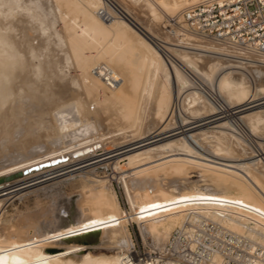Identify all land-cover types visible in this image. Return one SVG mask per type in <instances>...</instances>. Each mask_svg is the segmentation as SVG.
<instances>
[{
	"label": "bare ground",
	"instance_id": "obj_1",
	"mask_svg": "<svg viewBox=\"0 0 264 264\" xmlns=\"http://www.w3.org/2000/svg\"><path fill=\"white\" fill-rule=\"evenodd\" d=\"M196 1L199 0H0V121H4L7 123L8 121L11 122L10 120H8V116L10 118L15 117L17 115V110L19 113L20 109L18 105L24 100V98L28 99L32 97L33 99V97H35L36 100H38L39 104L44 103L45 98H47L48 96L46 97L42 93V87L44 88L45 86L46 89L48 79L50 78V76H52V74H54L55 76L60 75L58 73H62L63 71L65 72V69L67 68L68 70L69 66H72L74 68H82L81 71L83 74L86 75V77L85 75L83 76L88 79L90 85L94 86L96 89L98 88L100 94L103 95L104 98H109L110 102L112 101L114 103L119 104L121 100L123 101L125 99L124 97H127L125 96L128 94L126 93L128 91L126 87L129 86L125 87V84L129 80V73H131V71L135 69L136 72H139V74H145V78L139 89L140 92L138 98L144 93L148 94V90L149 88H151L152 90H157V92H159V94L163 96V99L162 103L160 102L161 107L157 108L155 112H152V115L149 113L148 115L147 113L142 111L144 114H147V117L145 118L147 123V126L145 127L147 128V130L145 133L147 134H145V136L142 135L141 137L130 141L128 140V138L127 142L118 146L133 147L131 145L139 144L133 148L115 154L118 156L124 155L122 158L120 157L121 159L119 160L118 164H121L122 167H124V165L126 167L128 164H133V166L134 164L135 166L137 165L135 168H137V170L139 168V172H147L145 173L146 179L145 177L144 179L150 185L162 182L163 180L165 181L164 177L166 178V176L172 178V183H178V186H175L177 190L176 188H174L176 191L175 193L173 191L174 189L172 190L173 193L168 192V194H166L165 191V193L161 191L162 193H164L162 194V199H164L163 201L159 200L161 199L159 198L157 199V202L155 201L156 197H153L155 203L157 202L159 204L158 206L160 208V211L158 212L161 213L160 217H162L159 218L161 219V224L164 225L163 229L165 237L167 238V236L171 233V229H175V239H173V241H170L172 249H169V251L167 252V256L161 255L159 256V259L154 258L155 260H152L149 263L145 260H139L136 262L128 253L117 254L112 256H94L89 252H85L82 254L77 253L76 256L73 255L74 257H65L64 255H61L59 253L58 247H55V244H52L53 246L49 245L51 243V240L49 241V244H45L46 242H43L41 238H38L37 240L32 239V241L30 240V237H28L29 240H21L23 237H17L19 235L18 230V235L16 234V231L15 234L17 235V239L20 238V240L18 239L19 241H14V239L12 241L0 240V264H224V259L226 258V256L229 258L237 259V264H264V253H258L257 255H253L251 251L252 248L256 246L260 247L261 249H264V162L262 161L263 157L258 158V154H254L255 152H251L252 150L250 152L248 151L250 155H248L249 153L244 152L243 149L248 148L245 147L241 149L242 146H246L244 145V139L239 135V133L236 134V131L233 132L234 129L240 128L245 129L246 132L250 133L253 131L252 133L255 134V128L253 127V124L256 121H260L261 125L264 128V109L259 108V105H262V103L264 102H254L253 104L252 102L254 100L250 99L248 103L251 104L247 105L249 106V108H242L233 113L231 112V115L234 113H242L241 115L238 114L239 116H237L235 119L231 118L229 114L226 115V113L230 112L229 109L231 107V104H233L234 102H238V104H240L241 106V104L245 101L244 99H247L248 97H245L247 94L248 86H245L241 82L229 80V78L233 75H244V73H249L248 69L264 70V57H261V62L263 63L260 64H256L257 62L252 63L253 61L251 62L248 60L243 61L241 58H239V52L237 51L238 49L228 47L225 44L218 43L210 38L201 36L188 29L185 24L182 23L180 13L182 9L185 8V6ZM133 8L139 10L146 9L148 11L147 23H143L141 19L138 18V16L132 14ZM100 9H103L108 14L106 18H103V16L99 12ZM54 10L60 13L56 14ZM162 19L171 20V23H169L171 26L168 25L169 27H171V31H173V33H179V38L174 43H170L169 46L167 45L168 42L166 43V41L159 40L156 37V32L154 33L151 27V24L161 21ZM154 39L161 41L162 44H160V42L157 43V40L154 42ZM200 40H204L205 42L203 41L202 44ZM154 43H156L157 45H154ZM176 47H179L181 49ZM161 51L168 58V62H166V60L164 59ZM168 52H171V55ZM224 56H227L228 61L235 63V65L231 63L228 64L226 62L227 58H225ZM76 73H78L77 70ZM262 73L264 74V72ZM259 75L260 74L258 72V76ZM53 76L51 77L53 78L51 79V81L57 78ZM46 77H48V79ZM74 77L75 76H73L72 78ZM249 77L247 76V78L250 80L251 78ZM130 80H132L133 82V79ZM70 81H72V79ZM200 82H204L205 84L211 86V96L216 97V99L219 97H222L224 99V103L221 109L218 110L216 108L217 106L215 107L209 94L208 96L201 91L202 88L200 89L201 86H199ZM61 83L62 82H60V84ZM137 83L139 84L138 81ZM250 83L249 86L251 87ZM251 84L253 87L254 83ZM49 85L53 87L52 85L54 84L49 83ZM67 86L65 87V89L62 87V90L64 89L68 92V89L70 88H68ZM72 86L76 87L75 89H77V83L76 86ZM72 86L70 84V87ZM80 89L81 88H79V90ZM62 90L61 93L64 92V90L63 92ZM79 90L77 89L76 92L78 95ZM226 90L229 91L227 95L224 94V91ZM53 91L54 90H52L51 92ZM81 91L80 94L82 93ZM253 91L263 92L264 82H257ZM49 93L46 92L45 94L48 95ZM69 94L71 95L73 93ZM77 94L74 95L77 96ZM52 95L56 97L57 94ZM61 95L63 96V94ZM82 97V95H79V100H81ZM48 98L51 99L50 97ZM129 98L131 97L129 96ZM145 98L146 102L149 96ZM84 99L87 100V98ZM57 100L60 101L59 98ZM138 100H140V98L137 99V102ZM65 101L64 103H59L60 106L61 104H64L65 106L62 105L63 107H59V105H57L58 103L55 104L54 108L55 106L56 108L58 106L59 109L57 110L55 108L56 111H54V109V112H52V118L58 124H55L54 126H56V128H61H58L60 134L58 135L56 133L58 136L50 139V143L54 144V146L50 144L54 147V150H52V148L50 150L52 151L51 153H45L47 154V156L52 157L47 158L43 161H37L33 163L32 161H35V159L32 160V157H34L32 155L31 157L26 158L23 161L21 160V162H17L16 164H14V162L12 161L13 165L9 163V167H0L3 168V170L0 169V195L6 194L10 191L16 192L36 183L40 184L42 181H46V179L58 175L60 176L64 174L74 173L72 176L79 175L80 177L82 174L85 176L86 173L90 172H79L83 166H92L96 163L101 162L102 160L115 156L114 154L108 155L103 159L101 158V160L91 161L96 156L111 150L109 148L110 150L106 149V151L101 152L105 145H107L105 142L109 140H106V138L109 137V135L106 136V133H108L109 131L102 132L100 130L102 126L99 127V124L95 121L96 118H94V115H97V112L92 113L94 114L93 118L90 117L89 119H85L83 121V118L78 119L79 117L75 112L77 111L79 106L77 107V109L74 107L70 108L72 107V105H67L69 101ZM92 101L93 99L90 98L89 103ZM48 102L51 101L49 100ZM76 102L78 103V101ZM83 102L84 101H82V103ZM29 103L33 105L35 104V107L39 105H37L36 102L34 103L33 101ZM20 104L21 105L19 106L24 109L23 106L26 103ZM46 104L48 103L46 102ZM46 104H44V106ZM246 104L247 103H245V105ZM77 105H80V103ZM134 105L132 107L129 106V110L123 113L124 116H122V121L124 124H126L125 126L127 128L122 126L123 128L121 127L120 130H127L128 124L131 125L132 123H134L133 121L136 118L137 108L138 106H140L136 104ZM256 106L259 107L257 108ZM83 107L85 108L84 105ZM83 107H80L81 110L79 109V112H82V110H84ZM111 107L112 106H110V109ZM47 108H49L48 110L51 111L49 106H47ZM67 108L71 110H68ZM146 108H149V105L145 107V110ZM87 109L88 108L86 107V112H88ZM94 109L95 108H93L91 112L94 111ZM39 110L38 112H40L41 114V111ZM21 111L26 112L28 110H20V113L22 114ZM44 111L46 110L44 109ZM146 112L150 111L146 110ZM34 113H32L33 116ZM42 113L44 115L46 114V112L44 113L43 110ZM223 113H225V115ZM24 114L26 115V113ZM85 114L84 118H87L88 116ZM193 114L197 115L198 118L211 117L216 114H223L224 116L219 115L220 117L207 122L214 123V125L212 126H204L205 124L199 123L198 125H191V127H189L188 125L199 122V120L196 119V121H190L188 119L190 118L188 115L193 116ZM44 115H42V117ZM81 115L82 114L80 113V116ZM21 116L23 117L24 115ZM39 117L42 118L41 116ZM138 117H140V115ZM152 117H155L157 119L156 121L161 123V125H158L156 127ZM37 118L38 115L36 116V119ZM48 118H46L45 120H47ZM172 118L174 120V127L167 129L168 122L170 121L169 119ZM230 118L233 119V121ZM22 119H20V121L18 119L17 120L18 122H21ZM27 119L24 124L26 126L27 121H29L27 124L30 126L29 123L33 119ZM47 121L49 122L50 120ZM52 121L51 123L53 124L54 122ZM66 122H70L71 124H73L74 122V125L72 126H75V129H68L69 131L67 129V131L64 130L66 127L65 125L68 124ZM7 123L4 125H8ZM15 123L17 124V122ZM33 123L31 122V125ZM10 124L7 129L10 128ZM21 124L22 123H19L16 128L13 127L15 130L13 128H10L11 132L13 130L15 133H18L20 131V128L24 127H19V125ZM35 124L36 123H34V125ZM0 125H3V123H0ZM3 126H0L2 127V131ZM186 126H188L189 128ZM67 127L69 126L67 125ZM54 128L55 127L51 126V129ZM4 129L6 130V126H4ZM23 129L28 131V128ZM44 129L46 128L40 129V131H42V135ZM196 129L199 130L194 131ZM6 131L5 132L8 134L9 137L10 134L8 133V130ZM33 131L36 132V129L33 128L32 132ZM45 131H48L49 133L51 132L48 129H46ZM24 133H26V131ZM31 133L29 132V135H31ZM41 133L39 135H41ZM3 135L6 136L5 133H2V136ZM204 135L208 139H210L206 140L208 144H215L213 145L212 149L207 148V145L203 146L202 143L205 142L207 144V142L203 140ZM256 135L258 134L256 133ZM4 136L2 138H6ZM216 136L217 138L220 137L221 140L226 139V141L224 140L223 142H219L218 139L214 140ZM42 137H44V135ZM17 138L18 137H16V139ZM47 138L48 137H46V139ZM10 139H7L8 141L6 139L3 140L10 143ZM19 139H21V137ZM26 139L29 140L30 138L27 137ZM24 141L25 139L23 140V142ZM34 142L36 143V141ZM31 144L33 143L31 142ZM44 144H46V142ZM19 145L24 146L23 143ZM98 145H100L101 147L98 148ZM231 145H238L239 147L241 146L239 149L243 150V153L247 154L248 156L245 155L243 157L242 155V157H238L239 154L235 156L236 158L233 157L234 155L232 156L233 158H229L227 156H219L221 155V152L219 153V151L221 150L220 147L223 146L225 150H228ZM14 146L18 145L14 144ZM28 146H30L29 143ZM11 147H13V144ZM3 148L6 147L4 146ZM25 148V150L23 149L24 151L19 150L20 148L18 150L19 152H25L27 150V146ZM36 148V146H33L31 150L36 151ZM15 149L12 148V150ZM48 149H50V147ZM114 149H116V147ZM46 150L44 149V151ZM63 150H66V152H63ZM97 150H99L100 152L95 153ZM24 155H26V153ZM64 156H66V158ZM90 158L91 160H88ZM84 160H87V163H85ZM30 162H32L33 164L28 165ZM53 162H59V165L57 164V166L53 164ZM79 163L83 165H79ZM123 163L124 165H122ZM72 165L78 166L73 167ZM42 166H47L50 169L45 171L43 169L47 167L39 169ZM121 166H117L120 168L119 170H121ZM188 166H198L202 168V170L204 171L203 175H205L202 180L203 182L206 181L208 186L210 187L208 188L209 193L212 194L210 197L204 195L195 196L190 200V188L193 186V184H191L187 180L186 172ZM128 169L130 168L128 167ZM17 170H20L21 173L16 174ZM62 170L65 171L58 173ZM77 171L79 173H76ZM4 172V175L10 174L11 176L8 179H3ZM135 174L136 173H134V175ZM140 176L141 175H139V177ZM84 180L85 178L81 180L82 187H90L89 185L103 182L102 179H93L92 181L87 180L90 182L87 185V183H85L86 181ZM168 180L166 179V182ZM169 181H171V179ZM166 182H163V187H166ZM137 183L140 182L137 181ZM164 183H166V185ZM144 184L145 183H143V186ZM159 184L160 183H158L157 185ZM16 185L18 186L15 187ZM170 185L173 184L170 183ZM174 185L177 184L174 183ZM12 187L14 188L10 189ZM100 188V190H102L103 187ZM168 190L169 189H166V191ZM103 191L105 192L104 189ZM102 195H104V193ZM163 195L165 198H163ZM159 201H162V203H159ZM151 202L152 201L149 202L150 207H147L149 211H152L154 208L151 205L157 206L154 203L150 204ZM1 203L2 199H0V204ZM94 203L96 204V201ZM221 204L228 208L230 211L238 213L239 216L236 215V218L234 216H231L230 220L232 221L225 222V220H223V213L217 211L219 210V208H221ZM102 205L103 201L100 200L99 203H97V206L91 209V212L94 214L95 219L100 217V221L98 222L102 229L100 228L99 231L103 230L104 233L106 232L108 234H115L117 229H115L114 226L108 224L107 221H110V219L107 218L105 212H103V207H101ZM157 207L154 209L159 210ZM81 210H83V208ZM208 210H211L214 215L223 216L222 218H220V222L208 221L209 223L205 225L203 224L205 222V219H191L192 214H195L198 211L206 212ZM85 212L87 211L85 210ZM155 212L157 213V211ZM116 217L117 216L113 218ZM227 218L228 216H226V219ZM169 222H171V224ZM83 223H81V225H83ZM95 224L97 225V223ZM64 226H62V228ZM168 226H171V229L168 230ZM77 227L74 226L73 228H75L76 230ZM210 227H217L219 230H223L226 233L235 235L236 237H238V240L234 243L238 245L244 246L245 244H247L248 248L250 249L247 257L244 258L239 255H233L230 252H221L217 249H208V245H205V243H203V238L206 235H209L214 232V230ZM79 229L74 232L78 233V235L76 234L77 236H79L80 233L81 238L80 236L79 238L75 237L74 233L72 235L74 236L75 240H72L70 238L72 241H76L78 243H80L79 241L83 238L82 235H84V231H82L81 229V231L79 232ZM30 230L27 231L28 234L25 233V237L32 236V234H29L31 233ZM34 231L32 232L34 233ZM66 231H69L68 227ZM12 232L11 234H13ZM88 233L85 234V239L87 238ZM68 234L70 235V233ZM7 235L9 237V233ZM155 236L157 238V242L163 244V236L161 238L158 234H155ZM186 237H188L187 244L191 248L193 246V244H191L192 242H202V251L200 253L189 252L190 255H184V252L181 253L180 248L176 247V241H182V238ZM88 240L92 242V240H90L89 238ZM65 241L70 242L69 240ZM159 246L161 247V245ZM205 248H207V250ZM160 251L163 252L162 247L160 248ZM243 260H246V262H244Z\"/></svg>",
	"mask_w": 264,
	"mask_h": 264
},
{
	"label": "rangeland",
	"instance_id": "obj_2",
	"mask_svg": "<svg viewBox=\"0 0 264 264\" xmlns=\"http://www.w3.org/2000/svg\"><path fill=\"white\" fill-rule=\"evenodd\" d=\"M55 10H57V9H55ZM55 13L57 14L58 12L55 11ZM132 14L138 16V18L141 19V21L143 23H147L148 11L146 9L139 10V9L133 8L132 9ZM144 21H146V22H144ZM170 21L171 20L162 19L161 21H158V22H155L154 24H151L152 30L154 31V33L156 32L155 33L156 37L159 40L166 41V43L168 42L167 43L168 46H169L170 43H174L179 38V33H177V32H174L173 33V31H171L172 30L171 27L168 26V25H170L169 23H171ZM168 29H169V31H168ZM156 40L157 39H154V42ZM159 40H157V43L160 42V44H162V42L159 41ZM200 41L203 44V41L204 40H200ZM154 45H157V44L154 43ZM176 48H179V47H176ZM179 49H181V48H179ZM161 53H162L164 59L166 60V62H168L169 60L166 57V55L162 51H161ZM168 53L171 55V52H168ZM224 57L227 58V56H224ZM226 62L228 64L231 63V64H234L235 65V63L228 61V58H227V61ZM75 69L77 70L78 73H76V70ZM81 70H82V68H80V67L74 68L72 66L71 67L69 66V69L68 70H67V68L65 69V72H68V73H65L63 71L62 73H60V72L58 73L57 72L58 74H60V75H57L56 74L57 76H55L54 74H52V76L54 75L53 77H57L56 79H54L55 82H54V80L51 81V79H53V78H51L52 76H50L49 79H48V77H46L48 79V83L46 85L47 86L46 89H48V90H46L45 89V86H44V88L42 87L43 91H42V89H41V91H42V93L46 97L48 96L51 99H49L47 97V98H45V102L44 103H40L39 104L38 100H36L35 97H33V99H32V97L31 98H28V99H25L24 98V100L22 102H20V103H22V104L26 103L27 105L25 104L23 107H24L25 110H28V111H26V112L25 111H23V112L21 111L22 112V114H21L20 113V110H24V109L19 106V105H21L19 103L18 107L20 109L19 110V113L20 114L18 113V110H17V115L15 114L16 116L14 115L15 117H12L13 119L10 118L9 116H8L9 119L7 118L11 122L14 121V122H12L13 124L11 122H9L8 120H7L8 123L7 122H4V121H0V123H3V125L6 124V123L8 124V125H4V126H6V130H8V133L10 134L9 137H8V134L6 133L7 131L4 129V126L3 125H0V126H3V131H2V127H0V140H2V141H0V152H2V153H0V167H7V166L9 167V163L11 165H13L12 161L14 162V164H16L19 161L21 162V160L23 161L24 159L31 157L32 155L34 156V157H32V160L35 159V161H32L33 163H35L37 161L38 162L39 161H43V160H45L47 158L52 157V156H47V154H49V153L52 152V151H50L52 148H53L52 150H54V147H53L54 144H51L50 143V139L51 138H54V137H57L60 134L59 133L60 131L58 130V128H60V127H57L56 128V126H54L55 124L56 125H58V124L52 118V116H53L52 112L56 111V109L58 110L59 107H61L62 105H64V104H61V106H60L59 103H64L65 100H67V102L69 101L67 103V105H72V107H70V108H73L74 107V108L77 109V107L79 106L78 109H77V111H75V112L77 113V116L79 117V118L78 117L77 118L78 119H82L83 118L82 119L83 121L85 119H89L90 117L93 118V115L94 114H92V113H96L97 112L96 113L97 115H94V118H96L95 121L99 124V127L102 126L100 128V130L102 132L109 131L108 133H106V136L109 135V137L106 138V140H108V139L109 140L108 141L105 140L106 141L105 143L107 144V145H105L106 148L104 147L103 148L104 150L102 149L101 152L106 151V149L108 150L109 148L111 150L109 149L110 151H107L105 153H102V154L96 156L92 160H91V158L88 159V160H91V161L101 160V158L103 159V158L107 157L108 155H113V154L115 155V154H118L120 152H123L125 150H128L130 148H133V147L139 145V144H134V145H131L133 147H130V146L118 147L121 144L127 142V139L128 138H129L128 140L130 141V140H134L136 138H139L142 135L145 136V134H147V133H145L146 130H147V128H145L147 126V123H146V119L145 118L147 117V114L148 113L152 115V112H155L157 108L161 107V103H162L163 96L161 94H159V92H157V90H152L151 88H149L148 94L147 93H144L142 96L139 97L140 100H138V102H139V104H138L137 99H139L138 98L139 92H140L139 89H140V86H141V84H142V82H143V80L145 78V74H139V72H136V70L134 69V70L131 71V73H129V76H128L129 77V80L127 82L129 84H127V83L125 84V87L126 86H129V87H126V89L128 90L126 93H128V94L125 95V96H127V97H124L127 101L124 99L126 101L125 102L123 100L125 102L124 103L121 100L119 104L114 103L112 101L110 102V99L109 98H107V97L104 98V96L100 94L98 88L96 89L94 86L90 85V82H88V79L85 78L86 75L83 74ZM248 72L249 73H244L245 76L244 75H233V76H231L229 78V80H233L235 82H241L245 86H248V89L246 87L247 94L245 96V97H247V96L248 97H247V99L246 98L244 99L245 100L244 103H242L241 106H240V104H238V102H234L233 104H231V107L229 109L230 112L226 113V115L229 114L230 117L233 118V119H235L237 116H239L238 114L241 115L242 113H234V114L231 115V112L233 113V112L238 111V110H240L242 108H247V107L249 108V106H247V105L251 104V103H248V101L250 99H253L254 100L252 102L253 104H254V102L255 103H257V102H264V91L263 92L253 91L255 89V86H256L257 82L258 83L260 81L261 82H264L263 81L264 80V74L262 73V72H264V70L263 69H261V70H259V69H252V70L251 69H248ZM258 72L260 74L259 76H258ZM63 73H65V74H63ZM61 74L63 75V77H62ZM83 75H85V77ZM139 75H141V76H139ZM255 75H256V77H255ZM73 76H75V77L72 78ZM76 76L79 77V78H77ZM247 76L248 77L251 76V77H249L251 79L249 80L247 78ZM58 78H60V79H58ZM252 78H254V79H252ZM63 79H65V80H63ZM71 79H72V81H70ZM75 79H77V80H75ZM130 79H133V82ZM49 81H51V82H49ZM57 81H58V83H57ZM75 81L77 83V89L79 90V88H81L78 91L79 95H82L83 96L81 98V100L84 101L85 103L87 102L86 104L84 102L82 103V101L79 100L80 99L79 98V95L76 93L77 92V89H75L76 87H73L72 86V85L76 86ZM137 81L139 82V84L137 83ZM60 82H62V83L60 84ZM72 82H73V84H72ZM250 82L251 83H254L253 87H252V84ZM49 83L50 84L53 83L55 86L52 85L53 87H51V85H49ZM65 83H66V86L68 84L67 87L70 88V89H68L69 90L68 92H67V90H64L65 87H66L65 86ZM249 83H250L251 87L249 86ZM70 84H71L72 87H70ZM78 85H81V86H78ZM88 85H90V86H88ZM199 86H201L200 89L202 88L201 91L204 94H206V95H208V94L210 95L211 94V91L212 90L210 88L211 87L210 85H207L204 82H200L199 83ZM62 87L64 88L63 90H64V92L66 94L63 92ZM52 90H54L56 93L54 91L51 92ZM61 90H62L63 93H61ZM81 90H83V91H81ZM72 91H74V92H72ZM80 91L82 92L81 94H80ZM46 92L47 93L50 92L51 93V94L49 93L50 96H49V94L46 95L45 94ZM96 92H97V94H96ZM69 93H73V94L70 95ZM155 93H157V94H155ZM228 93H229V91H227V90L224 91V94L225 95H227ZM52 94H54V95L57 94L56 95L57 98L55 96H53ZM61 94H63V96H66V97H63ZM74 94H77V96L74 95ZM146 95L149 96V98H147L148 99L147 100L148 102L147 101L145 102V100H146L145 97H147ZM58 96H62V97H58ZM72 96H74L75 98L72 97ZM88 96H89V98H88ZM129 96L131 98H129ZM76 97H78V98H76ZM210 97H211L212 102L215 105V107L217 106L216 108L218 110L221 109V107H222V105L224 103V99L222 97H219V98L216 99V97L211 96V95H210ZM58 98H59L60 101L57 100ZM68 98H70V99H68ZM84 98H87L88 101L86 99H84ZM90 98H92L93 101L89 103ZM53 99H54V101H53ZM214 99H216V100H214ZM29 100L33 101L34 103L36 102V104L37 105L39 104L40 106L38 105V106L35 107V104L33 105V104L29 103V102H31ZM49 100L51 102H48ZM70 100H71V102H70ZM94 100H95L96 104H95ZM107 100H109V101H107ZM76 101H78V103ZM46 102L49 105L46 104ZM79 103H80V105H77ZM245 103H247V104L245 105ZM44 104H46V105L44 106ZM55 104L59 105V107L57 106V108L55 106L56 109L54 108V105ZM65 104H66V101H65ZM126 104H127V107H126ZM134 104L140 105L137 108V113H136V118L137 119L136 118L134 119V121H133L134 123H132L134 125L128 124V129L127 130L121 129L122 130L121 131L120 128L122 126L125 127V128H127L125 126L126 124H124L123 121H122V116H124L123 113L127 112L129 110V108L132 107ZM83 105L85 106V108L83 107ZM145 105L146 106L149 105V108H146V110L147 111H150V112H146V110H145V107L146 106ZM25 106H26V108H25ZM47 106L50 107L51 111L48 110L49 108H47ZM110 106H112L111 109H110ZM259 106H256V107L257 108L259 107L260 109H264V103H262V105H259ZM39 107H41V108H39ZM44 107H46L47 109L44 108ZM80 107H83L84 108V110H82L83 113L82 112H79ZM86 107L88 109H90V108L91 109L90 110L87 109L88 112H86V110H85ZM99 107H100V109H99ZM34 108L37 111H35ZM93 108H95V109H94V111L91 112V110H93ZM118 108H120V109H118ZM251 108H254V107H251ZM44 109L46 111H44ZM67 109L68 110H71L69 108H67ZM38 110L41 111V114H40V112H38ZM42 110H43L44 113L46 112L45 115L42 113ZM142 111L145 112V113H147V114H144ZM48 112H51V113H48ZM24 113H26V115ZM32 113H34V116H33ZM80 113L82 114L81 116H80ZM47 114L49 116H51V117H49ZM84 114L87 115L88 117L86 116L87 118H84ZM90 114H91V116H90ZM138 114L140 115V117H138L139 116ZM223 114L225 115V113H223ZM223 114H216V115H213L211 117H199V118L197 117V115H194V114H193L194 117L192 115H188L190 118L192 117L191 119L188 118L190 121L199 120V122L194 123V124H190L188 126L189 127H191V125L192 126H195L196 124L198 125L199 123L205 124L204 126H212V125H214V123H207V122H209L210 120H213L215 118H218V117L222 116ZM21 115H24V116L22 117ZM37 115H38V118L36 119V116ZM42 115H44L43 116L44 118L42 117ZM17 116H19V117H17ZM25 116H26V118H25ZM39 116H41L42 118H40ZM142 116H143L144 119L142 118ZM20 117H22L23 119L20 118ZM30 117H32V118H30ZM16 118L19 121H20V119H22V121L21 122H18V120ZM27 118L30 119V120L33 119L29 123L30 126L27 124L29 121H27L26 126L24 124ZM46 118H48L47 120H50V121L48 122L47 120H45ZM38 119L42 123H44V124H42ZM152 119H153L154 124L156 125V127L158 125H161V123H159V122L156 121L157 119L155 117H152ZM233 119H231V120L233 121ZM52 120H54V121H52ZM141 120H143V121H141ZM169 120H168L169 122H168V128L167 129L174 127V120H173V118L172 119H169ZM51 121L54 122V123L52 124ZM15 122H17V124ZM31 122L32 123L34 122L36 124L34 125V123H33L31 125ZM70 122L69 123L66 122V123H68L67 125L69 127H67V125L64 124L66 126L64 130H66V129L67 130L68 129L69 130L75 129V126H72V125H74V122H73V124H71L72 122L71 123ZM19 123L24 124V125H22V124L19 125V127H21V126H24V127H21L20 128V131L18 133H15L13 130L11 132V129L10 128H13V127L16 128ZM9 124H10V128L7 129L8 126H9ZM122 124H124V125H122ZM27 125H28V127H27ZM33 125H34V127H33ZM36 126H37V128H36ZM46 126L49 127V128H47ZM51 126L52 127H55V128L54 129H51ZM129 126H130V128H129ZM132 126H134V127H132ZM188 126H186V127H188ZM32 127L34 129H36V132L35 131L32 132V130H33ZM253 127L255 128V130H254L255 131V134L252 133L253 131L250 133V132H246L245 129H240V128L234 129L233 132L236 131L235 133L236 134L239 133V135L244 139V142H245L244 145H246V146H242V147L240 146L241 149H243L245 147H248V148L243 149L244 152L249 153L252 150L251 152H255L254 154H258L257 155L258 158H262L263 157L262 158V161L264 162V146H263L264 145L263 144L264 143V128L261 125V122L260 121L259 122L258 121L254 122ZM23 128H26V129L28 128V131L25 130V129H23ZM43 128H46L49 131H51L49 133L48 131H45L46 129H44V131H43L44 137H42L43 136L42 133H41L42 131H40V129H43ZM203 129H205V128H203ZM38 130L40 131L41 135H39L40 133H39ZM198 130L199 129H196L194 131H198ZM23 131L24 132L26 131V133L27 132L28 133L26 134ZM54 131H56V132H54ZM13 132H14V134H13ZM29 132L30 133L32 132L33 134L31 133V135H29ZM44 132H46V133H44ZM2 133H5V135L7 134L6 136L3 135L6 138H2L3 137L2 136ZM22 133L24 135H27V136H24ZM256 133L258 135H256ZM52 134H54V135H52ZM11 135H13V136H11ZM163 135H165V134H163ZM166 135H167V133H166ZM15 136L18 137V138L16 139ZM29 136H31V137H29ZM45 136L48 137V138L46 139ZM12 137L15 138V139H13ZM20 137H21V139H19ZM25 137L26 138L28 137L30 139L32 138L34 141H36V143L32 139H31L32 140L31 141L30 139L28 140ZM37 137H38V139H37ZM3 139H6V140L7 139H10V143L7 142L8 140L5 141ZM22 139L23 140L25 139V141L23 142ZM207 139L208 138L204 135L203 140L206 141ZM216 139H218L219 142H223L224 140L226 141V139H223L222 138L223 140H221V138L220 137L217 138V136L214 138V140H216ZM21 140H22V142H21ZM208 140H210V139H208ZM29 141H31L33 144H31V142H29ZM37 141H38V143H37ZM43 141H44V143L46 142V144H44ZM20 142L23 143L24 146L19 145V144H21ZM27 142L29 143L30 146H28V143ZM11 143L13 144V147H11L12 146ZM47 143H49V144H47ZM14 144H16L18 146H14ZM50 144L53 145V146H51ZM202 144H203V146H206L207 145V148H210V149H212L213 145H215L214 143H209L208 144V142H207V144L205 142L202 143ZM3 145L6 148H3L4 147ZM41 145H43L44 147L41 146ZM46 145H48V146H46ZM259 145H261V146H259ZM26 146H27V150L25 152H19V150H21V151L23 149L25 150L26 149L25 148ZM33 146H36L37 147L36 148V151L35 150L34 151L31 150V148ZM49 147H50V149H48ZM100 147L101 146L98 145V148H100ZM115 147H116V149H114ZM240 147L238 145H236V146L231 145L228 150H225L223 148V146H222V147H220L221 150L219 151V153L221 152V155H219V156H221V157H226L227 156V157L230 158V157H232L234 155L233 157L236 158L235 156L238 155V154H239L238 157H242V155H243V157L245 155L246 156L250 155V153L248 155L247 154H244L243 153V150L239 149ZM261 147H263V148H261ZM12 148L13 149L17 148V149H15L16 152H15V150H12ZM93 148H95V147H93ZM28 149H29L30 152L28 151ZM44 149L45 150L48 149L49 151L48 150L44 151ZM8 151H9L10 154L8 153ZM41 151H44V152H41ZM63 152H66V150H63ZM97 152H100V151L97 150L95 153H97ZM23 153L24 154L26 153V155H24ZM45 153H47V154H45ZM225 153H227V154H225ZM92 155H94V154H92ZM123 156L124 155H119V156L118 155H115L114 156L115 158L114 157L107 158V159L102 160L101 162L96 163V164H94L92 166H88V167L87 166H83L81 168L82 171L80 170L79 172H82V173L90 172V173H86L85 176L83 174L80 177H79V175L72 176L74 173L64 174V175H60V176L58 175V176H55V177L46 179V181L44 180L40 184L39 183H36V184L30 185V186H28L26 188H23L21 190H18L19 192L18 191H16V192L10 191V192H8L6 194H3V195L1 194L0 195V199H2V203L0 204L1 205L0 206V238H2V239H0V240L12 241L14 239V241H19L21 237H23L21 240H23V239H28L29 240L28 237H30V240H32V239L33 240L34 239L37 240L38 238H41V240L43 242L44 241L46 242L45 244H49L50 242H51L49 244L50 246H53L52 244H55L56 246L55 245L54 246L55 247H58L59 253L61 255H64L65 257H74V256L77 255V253L78 254H82V253H85V252H89V253H91L94 256H96V255L97 256H99V255L112 256V255H117V254L128 253L129 255H131V257L136 262L139 261V260H145V261H147L149 263L152 260H155L156 258L159 259V256H161V255L162 256L163 255L167 256V254H168L167 252L169 251V249H172L171 248L170 241H173V239H175V237H174L175 236L174 235V230L175 229L172 230L171 229V226H168L167 229L168 230L171 229L170 230L171 233L167 236V238L165 237V235H164L165 233H164V229H163V226L164 225L161 224V219H160V218H162V217H160L161 216V213L158 212V211H160V208L158 206L159 204L157 203L158 202L157 199L161 198L159 200H162L163 201L164 199H162V194H164L165 192H166V194H168V192L169 193H173L172 190L178 186V183L177 182H174L175 184H177V185H174V183H172L173 182L172 178H169V177L166 176V178L164 177L165 181L163 180L162 182H158V183H160L159 185H157L158 183H156L154 185H150L145 180L146 179V177H145L146 174L145 173H147V172H145V171L139 172L138 171L139 168H138V170H137V168H135L137 165L135 166V164H134V166H133V164L132 165L131 164H128L129 166L127 165L125 167V165L123 163L122 165H124V167H125L124 168V167L121 166V164L120 165L118 164L119 163V160ZM259 156H261V157H259ZM64 157L66 158V156H64ZM38 158H39V160H38ZM86 161L84 160L85 163H87ZM32 162H30L28 165L33 164ZM53 164H55V165L58 164L59 165V162L58 163H54L53 162ZM104 164H105V166H104ZM28 165H26V166H28ZM79 165H83V164H80L79 163ZM76 166H78V165H76ZM76 166H73V167H76ZM117 166H119V167L121 166V170H119L120 168L117 167ZM44 167H47V166H42L39 169H43ZM128 167L130 169H128ZM70 168H68V169H70ZM90 168H91V170H90ZM0 169L3 170V168H0ZM49 169L50 168L47 167V168H45L43 170L45 171V170H49ZM63 171H65V170L59 171L58 173L63 172ZM135 171H137L138 173L135 172ZM79 172L77 171L76 173H79ZM134 173H136V174L134 175ZM186 173H187V180L191 184H193V186L190 188V191H191L190 200L192 198H194L195 196H203L204 195V196L210 197L212 195L208 191V188H210V187L208 186L207 182L206 181L203 182V180H202V178L205 175H203L204 174V171L202 170L201 167H198V166H195V167L188 166ZM4 174H5V172L3 173V175ZM139 175H141V176L139 177ZM144 177H145V179H144ZM84 178H85L84 181H86L85 183H87V185H88V183H90L87 180H91L92 181L93 179H102L103 182L102 183L92 184L93 186L92 185H89L90 187H88V186L82 187L81 186V180L84 179ZM141 178L144 180V182H143V180ZM166 179L167 180L168 179L169 180L171 179V181H169V180L168 181L171 184H173V185H170V183L168 181L166 182ZM137 181L140 182V183H137ZM163 182H166L167 183V185H166V183H164L166 185V187H163L164 186V185H162ZM143 183H145L144 186H143ZM17 186L18 185H16L15 187H17ZM171 186H173V187H171ZM100 187H103L102 190H100L101 189ZM13 188L14 187H12L10 189H13ZM103 189L105 190V192L103 191ZM166 189H169V190L166 191ZM90 190H92V191H90ZM176 190H177V188H176ZM6 191H9V190H6ZM161 191L162 192L165 191V192L162 193ZM173 191H174V193L176 192L175 189ZM197 191H198V193H197ZM100 192L102 194L104 193V195H102ZM160 193H161V195H160ZM15 196H16V198H15ZM86 196H88V197H86ZM153 197L154 198L156 197V200H155V201H157L156 203H155ZM163 198H165L164 195H163ZM100 200L103 201V205L101 206V207H103V212H105L106 217L110 219V221H107L108 224L114 226L115 229H117L116 232H115V234H111V233L108 234L106 232L104 233L103 230L99 231L100 228H101L100 227V224L98 222V221H100V217L95 219L94 218L95 216L91 212V209H93L95 206H97V203H99ZM95 201H96V204L94 203ZM150 201H152L150 204H153L154 203L158 207L157 206H154V205H151V206H153L154 208L157 207L159 210H157V209L155 210L153 208L152 211H149V209L147 207L148 206L150 207V205H149V202ZM162 201H159V203H162ZM220 207L221 208H219V210H217V211L223 213V216L224 217L223 216H219V215H214V213L211 210H208L206 212L198 211L195 214H192L191 215V219L192 218L193 219L198 218L200 220H204L205 219V222L203 224L207 225L209 223L208 221L220 222V220H221L220 218H222V217L224 218L223 220H225V222H230V221H232V220H230V217L231 216H234L235 218H236V215L239 216L238 213H235V212L230 211L228 208H226L222 204L220 205ZM82 208H83V210L85 209L87 212H85V210L84 211L81 210ZM63 210H65V211H63ZM154 210L157 211V213H159V214H157ZM80 212H83L84 214L83 213H80ZM151 212H152V214H151ZM68 213L70 214V217H69V214ZM225 215L228 216L227 219H226V216ZM115 216H117L118 218L117 217L116 218H113ZM96 217H98V216H96ZM56 220H58V221H56ZM234 220H237V219H234ZM105 221H106V219H105ZM65 222H67V223H65ZM81 223H83V225H81ZM95 223H97V225ZM169 223L171 224V222H169ZM59 225H60L61 228L59 227ZM62 226H64V227L62 228ZM69 226H70V229H69ZM74 226L75 227L78 226L79 228H81L82 231H84L83 232L84 235L89 232L87 234V238L86 239L84 238V237H86V235L85 236L82 235L83 238L79 241L80 243H78L76 241H72L74 239V236L75 237H78V238L80 236V238H81L80 233H79V236H77L78 233L74 232V231H76L79 228L77 227V229L75 230V228H73ZM67 227H68V230L70 232L69 231H66L67 230ZM210 228H212L214 230V232L211 233V234H209V235H206L203 238V243H205V245H208V247H207L208 249H210V248L211 249H217V250H219L221 252H230L233 255L239 254V256H241V257H244V258L247 257V255L249 253V250H250L248 248V245L247 244H245L244 246L238 245V244L234 243L235 241L238 240V237H236L235 235L226 233L223 230H219L217 227H210ZM71 229H72L73 232L71 231ZM81 229H79V232L81 231ZM96 229H98V230H96ZM18 230H19V233H18L19 235L17 234V231ZM29 230L31 231V233H29V234H32V236L25 237V233H27V231H29ZM93 230H94V232H93ZM12 231H14V232H12ZM15 231H16V234L18 236L15 234ZM32 231H34V233ZM65 231H66V233H65ZM124 231H125V233H124ZM11 232L13 234H11ZM6 233L7 234L9 233V237H8V235ZM68 233H70L71 236ZM73 233H74V236L72 235ZM34 234H35V236H34ZM155 234L160 235V238L163 236L162 237V239H164L163 244L157 242V240H156L157 238H156ZM43 235H44V237H43ZM88 235H89V237H88ZM16 236L17 237H20V238H18L19 240L17 239ZM213 236H214V238H213ZM215 237H217V238H215ZM88 238L90 240H92V242H90L88 240ZM46 240H48V241H46ZM65 240H69V241L71 240V241L68 242V241H65ZM187 242H188V237L182 238V241H176V247H179L180 248V252L181 253L184 252V255H190L189 252L190 253H197V252L200 253L202 251V249H203L202 242H200V243H196L195 241L192 242L191 243V244H193L192 248L188 246ZM159 245H161L163 252L160 251V248L161 247ZM207 248H205V249L207 250ZM251 251H252L253 255L254 254L257 255L258 253L259 254L264 253V249H261L258 246L253 247Z\"/></svg>",
	"mask_w": 264,
	"mask_h": 264
},
{
	"label": "built area",
	"instance_id": "obj_3",
	"mask_svg": "<svg viewBox=\"0 0 264 264\" xmlns=\"http://www.w3.org/2000/svg\"><path fill=\"white\" fill-rule=\"evenodd\" d=\"M99 12L108 16L103 9ZM180 15L191 31L238 49L243 61L263 63L264 0H199L185 6ZM224 264H237V259L226 256Z\"/></svg>",
	"mask_w": 264,
	"mask_h": 264
},
{
	"label": "water",
	"instance_id": "obj_4",
	"mask_svg": "<svg viewBox=\"0 0 264 264\" xmlns=\"http://www.w3.org/2000/svg\"><path fill=\"white\" fill-rule=\"evenodd\" d=\"M18 173H21V171L20 170H17L16 174H18ZM10 176H11L10 174L4 175L3 176V179H8Z\"/></svg>",
	"mask_w": 264,
	"mask_h": 264
}]
</instances>
